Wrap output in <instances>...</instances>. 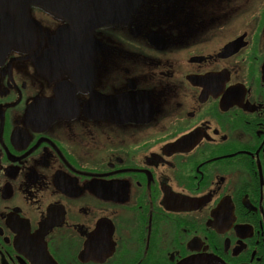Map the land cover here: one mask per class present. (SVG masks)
Here are the masks:
<instances>
[{
    "label": "flooded vegetation",
    "instance_id": "1",
    "mask_svg": "<svg viewBox=\"0 0 264 264\" xmlns=\"http://www.w3.org/2000/svg\"><path fill=\"white\" fill-rule=\"evenodd\" d=\"M51 4L0 0V264H264V0Z\"/></svg>",
    "mask_w": 264,
    "mask_h": 264
},
{
    "label": "water",
    "instance_id": "2",
    "mask_svg": "<svg viewBox=\"0 0 264 264\" xmlns=\"http://www.w3.org/2000/svg\"><path fill=\"white\" fill-rule=\"evenodd\" d=\"M43 2L46 5L53 4L65 6L64 13L76 24V21L83 22L84 27H91L93 24L107 21H124L129 18L140 0H34ZM75 6V7H74ZM77 25V24H76ZM232 44H228L225 49L228 53L235 52ZM177 264H227L221 258L210 254L201 253L185 257Z\"/></svg>",
    "mask_w": 264,
    "mask_h": 264
}]
</instances>
